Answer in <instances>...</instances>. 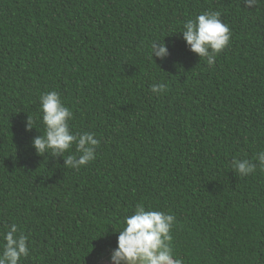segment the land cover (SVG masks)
Returning a JSON list of instances; mask_svg holds the SVG:
<instances>
[{"label":"trees","instance_id":"obj_1","mask_svg":"<svg viewBox=\"0 0 264 264\" xmlns=\"http://www.w3.org/2000/svg\"><path fill=\"white\" fill-rule=\"evenodd\" d=\"M205 11L231 33L212 66L180 33ZM153 41L169 55L151 58ZM49 91L100 140L79 170L33 147ZM261 151L264 0H0V237L12 223L29 237L19 264L110 260L141 203L175 216L184 264H264Z\"/></svg>","mask_w":264,"mask_h":264},{"label":"clouds","instance_id":"obj_2","mask_svg":"<svg viewBox=\"0 0 264 264\" xmlns=\"http://www.w3.org/2000/svg\"><path fill=\"white\" fill-rule=\"evenodd\" d=\"M256 2L246 0L249 6ZM180 33L190 50L200 58H205L209 66L228 46L231 35L228 26L221 21L220 13L214 11H205L195 18L187 19ZM168 55L164 42L153 41L151 58L164 59ZM151 91L159 95L166 91V85L153 84ZM39 99L44 132L32 141L36 152L40 155L50 153L52 156H63L64 166L74 170L94 161L100 140L94 138L93 132H74L70 129L73 113L62 101L60 93L45 92ZM34 123L28 117L26 129L33 128ZM73 145L75 153L65 158L64 154L71 153ZM256 159L261 171H264V151L259 152ZM232 168L240 175L247 176L256 171L257 164L248 159L233 158ZM175 222L173 214L138 204L132 214L124 217L123 226L118 231L117 246L110 254V264H184L183 259L174 254L171 243ZM28 241L29 237L18 229L16 223L9 225L0 237V264H19L22 257L29 255Z\"/></svg>","mask_w":264,"mask_h":264},{"label":"rangeland","instance_id":"obj_3","mask_svg":"<svg viewBox=\"0 0 264 264\" xmlns=\"http://www.w3.org/2000/svg\"><path fill=\"white\" fill-rule=\"evenodd\" d=\"M101 264H110V260H106V261L102 262Z\"/></svg>","mask_w":264,"mask_h":264}]
</instances>
